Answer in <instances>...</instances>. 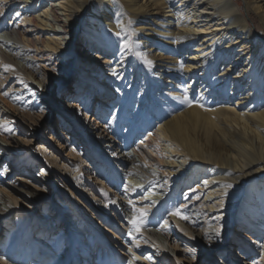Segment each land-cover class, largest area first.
<instances>
[{
  "label": "bare ground",
  "instance_id": "6f19581e",
  "mask_svg": "<svg viewBox=\"0 0 264 264\" xmlns=\"http://www.w3.org/2000/svg\"><path fill=\"white\" fill-rule=\"evenodd\" d=\"M243 3L245 14L235 0H0V144L7 146L1 130H10L8 109L33 107V88L45 95L50 72L63 78L76 73L74 92L62 97L96 124L84 135L101 147L106 163L100 172L107 174L97 173L89 182L104 193L116 187L108 200L123 213L122 244L132 252L120 253L129 259L122 264L174 260L179 244L170 224L186 250L195 244L213 258L224 255L219 264H264V32L249 23L255 15L264 28V0ZM15 9L2 28L4 16ZM179 63L180 84L171 82L162 94L161 74ZM129 109L135 119L120 142L107 113L115 119ZM80 155L73 149L74 159L62 166L78 181ZM7 165L0 174V217L25 202ZM17 181L32 204L40 195L47 198L44 192L29 194L32 179ZM166 199L171 203L162 213ZM77 207L64 201L45 213L32 235V215L11 227L0 251L2 264H64L66 248L85 238L90 245L82 243L84 255L73 252L70 264H95L106 254L115 261L103 249L100 257L90 255L91 235L81 218L74 219ZM145 211L135 231L130 221ZM176 211L188 219L171 215ZM147 224L154 229H143ZM234 231L246 241L238 244V259H230ZM144 248L151 252L141 259Z\"/></svg>",
  "mask_w": 264,
  "mask_h": 264
},
{
  "label": "rangeland",
  "instance_id": "374dc122",
  "mask_svg": "<svg viewBox=\"0 0 264 264\" xmlns=\"http://www.w3.org/2000/svg\"><path fill=\"white\" fill-rule=\"evenodd\" d=\"M235 2L244 13L243 0H235ZM14 12H16V9L10 12L8 17L4 16L1 24L2 28H4V22H10L12 20ZM249 17L250 25L254 26L258 33L264 32L263 25L258 21V18L251 14ZM144 24L149 25L150 23ZM149 40L152 41V37L149 38ZM151 41L150 44L152 45ZM149 48H151V46H149ZM153 53H156L155 49ZM82 57L83 56L80 57V55L77 56V58ZM184 57L186 56L184 55L180 58ZM180 63L170 70L169 73L162 72L163 74L161 75L164 79L163 85H165V89L163 91L161 90V93L164 92L162 94H168L167 92H169V84L171 82L180 84L178 79L180 70L183 67V63ZM44 68L48 69L46 66ZM155 70L157 71V67H155ZM71 74H64L65 78H63L55 71L50 72L51 76H47L45 79V82L48 84H45V86L47 85L49 89L47 92H44L45 95L42 94L43 90L38 92L36 88H33V91L36 93L35 100L37 99V102L35 103L37 106L34 103L35 105H33V107L28 106L26 109H23L22 112L16 110L15 106L7 110V113L11 116L9 121L7 120L10 130L9 128H2L3 131L1 130L2 135L6 138L5 142L7 146L4 143L0 144L2 145L0 146V174L4 170V166L8 164L7 166L12 169L10 174L11 180L18 186L19 195L21 199L25 198V202L19 209L15 210L13 214L8 213L7 216L0 217V251L4 249L5 238L8 236L10 230H12L11 227L14 228L15 224L20 225L21 223L18 222H24L27 216L32 215V220L28 229L29 232L27 231L28 234L32 235L34 233L33 227L43 223V216L45 213L55 212L56 209H59V207L63 205L64 201H73L78 206L73 211L75 213L74 219L81 218L78 220L83 222V225H85L84 228H86L88 234L90 232L91 235L92 249L90 255L96 258L97 255L100 257V254L103 252V254L109 253V257L110 254L115 256L112 257L115 259V261H113L109 259L106 254L104 257L105 260L97 259L95 264H122L129 260L128 257L122 254H127L128 256V254L130 255L132 252L129 245L122 244V242H124L123 238L126 236V227L120 224L123 221L120 219L119 213H122V211L120 208L110 205L111 202L108 200L112 192H116V187H112L111 192L108 191L104 193V191L101 192L103 190L102 188L97 186L94 187L91 185L92 183L89 182V180L91 181L94 179L97 173L101 174L103 177H106L107 174L105 172H100V165L106 163L103 159L104 156H102L104 154L98 151L101 147L91 143L84 135L88 127L95 128L96 124L94 122H87L85 120V111L80 110L78 114L79 109L72 108L69 100H65L62 97L64 93L71 95L74 92V88H76L77 79L74 77L76 73L73 72ZM164 74H166V77ZM100 80L104 81L105 79L100 78ZM165 81H167V84ZM44 96H46V99H43ZM95 103H97V101H95ZM93 104L94 98L91 103L89 102L91 108ZM70 109H72V111ZM110 114L111 113H107V121L108 123L113 121V130L116 131L115 134L119 137V141L122 142L126 127L129 125V122H133L135 119L132 115V109H129V112H126L125 115L121 114L115 119L112 115L110 116ZM124 127L125 129H123ZM133 130L134 129H130L129 133H132ZM135 138L136 137H134L133 140H135ZM129 143L132 144V141L130 140ZM73 149L81 154L80 157L84 162L81 170L83 176L79 177L81 178V180L79 179L80 181L74 180L73 177H68L67 173L62 170V166H68L69 162L74 159V157H72ZM106 166L107 165H105V167ZM109 167H111V165H109ZM87 174H89L88 177ZM18 179H32L35 182V187L31 190L29 188L26 189L29 194L36 195V193L44 192V194L48 195L47 198L40 195L38 200L32 204V200L27 197L28 195L21 192L23 191V187L18 181L16 182ZM86 180L87 184L85 183V185L84 181ZM170 203L171 202L166 199L165 206L162 208L163 211L161 210L162 213L166 212ZM3 206L4 205H2V207ZM86 212L90 219L84 217L83 214H86ZM92 218L97 221V224L92 223ZM59 224L61 226L65 225L64 219H60ZM156 224L158 225L157 222ZM143 229L147 231L149 229H154V227L152 224H147ZM95 230L98 232L96 235L94 234ZM170 231L172 234L171 237L177 240L179 247L176 254L173 253L174 260L169 258L173 262L171 261L167 264H219L217 261H221L224 258V255L220 256L221 260L213 258L209 255L211 254L209 251L200 252L199 246L195 244H191L189 246L190 249L186 250L183 246L184 244L181 245V242H179L180 235L178 236L175 232L173 224H170ZM238 233L241 232H233L235 245L230 246L229 250L233 252L230 259H238V254L236 255V253L239 248L238 244L241 241L240 238L242 237H240ZM70 238L71 236L68 234L64 241ZM94 242L100 245L93 247ZM241 242L245 244L246 241L244 240ZM82 243L90 245V240H88V238L81 239V243L77 242L75 245L71 244L66 248V254L68 255L66 256L67 258H65L64 264H70V260L74 261L76 253H79L80 256L84 255L83 252L85 250L83 249ZM68 244H66V246H68ZM224 244V246L228 245L227 242ZM170 245L174 246V243L170 242ZM99 249H103L101 253ZM192 249L195 250V258L190 254V250ZM150 252L144 248V252L139 254V257L145 259L146 256H149ZM62 253H64V250ZM186 254L187 260L185 259ZM151 255H154V252H152ZM164 258L168 259V256H164ZM0 263L2 264L1 261ZM143 264L153 263L145 259V263Z\"/></svg>",
  "mask_w": 264,
  "mask_h": 264
},
{
  "label": "snow or ice",
  "instance_id": "6c2138e0",
  "mask_svg": "<svg viewBox=\"0 0 264 264\" xmlns=\"http://www.w3.org/2000/svg\"><path fill=\"white\" fill-rule=\"evenodd\" d=\"M124 47L126 48V47H128V45L125 44ZM148 63L151 64V61H148ZM5 70H10V66H6ZM5 95H7V93H5ZM6 130H8V129H6ZM225 195H226V193H225ZM146 215H147L146 211L145 212H140L139 213V218H134L132 221H130V223L133 224V228H134L135 231H139L140 222L142 221L143 217L146 216ZM171 215L178 216V217H180L181 219H184V220L188 219V217H186V216H181L179 211L172 212ZM165 223H167V221H165ZM130 235H131V233H130ZM216 235L217 236L220 235V230L219 229L216 230ZM133 239H135V237H133ZM136 247H139V242H136ZM261 247H264V245H261ZM190 254L193 256V258H195V250L194 249L190 250ZM129 264H132V262L130 261Z\"/></svg>",
  "mask_w": 264,
  "mask_h": 264
}]
</instances>
